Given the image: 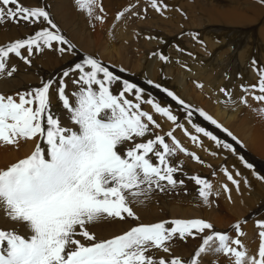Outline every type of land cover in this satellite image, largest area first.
Wrapping results in <instances>:
<instances>
[{"label":"rangeland","instance_id":"obj_1","mask_svg":"<svg viewBox=\"0 0 264 264\" xmlns=\"http://www.w3.org/2000/svg\"><path fill=\"white\" fill-rule=\"evenodd\" d=\"M23 1L24 3L19 0L25 7L36 8L38 5L44 8L57 28L52 29L47 22H43V24L39 23L41 26L38 24L39 29L45 27L51 31L58 29L68 44L54 43L53 47L43 48L39 52L34 49L31 56H28L26 49H21L22 57L30 61L28 64H25L21 57L10 54L8 66H14L16 71L11 77L0 74V94L17 98L18 93H27L40 88L44 82L54 81L55 88L63 80L69 102L74 104V93L79 91L80 84L73 83L79 77L73 69L85 58H93L118 77V81L110 88L113 94L119 95L124 82L131 83L141 90L139 101L136 100L134 91L124 93V99L139 104L140 110L151 115L158 127L150 124V131L146 137L136 138L137 142H146L147 139H154L155 135H160L170 147H174L172 144L174 137L186 153L196 156L199 160L197 162L192 155L176 150L174 155L167 157L170 165L177 168L174 173V179L178 182L175 188L168 186L165 181L161 182L164 186L163 191L153 186V190L146 196L139 198L129 196L130 207L138 220L131 218L124 221L101 220L86 225L87 231L94 234L97 240H107L124 234L138 224L199 219L213 225V229L184 240L176 237L169 242V252L165 253L153 248L146 255L156 261L164 259L166 264H170L173 258H178L187 264L200 247L203 237L220 233L226 234L230 241L239 240L243 247L238 250L244 251L247 258H258L261 229L257 224L264 222V131L255 129L259 119L255 121L246 110L249 102L260 103L253 98L260 95L253 86L258 85V75L260 71H264V66L258 62L257 57L256 60H249L248 64L242 67L239 61L235 62L234 56L230 58L226 55L227 60L219 61L209 56L202 57L195 52L197 46L203 45L199 38L205 26L195 24L194 26L192 23L188 27L181 26L178 31L174 28V24L173 29L170 25L175 23L172 21L174 18L170 16L173 14L182 23L187 19L190 21L195 19L189 18L186 10L183 9L195 0H156L159 11L151 6V0H97L98 6L92 7L91 15L79 10L74 0ZM201 1L208 6L207 0ZM231 1L232 5L242 8L249 4L253 10L254 6L264 10V0ZM225 2L231 4L229 0ZM261 13V19H258L256 25L264 27V12ZM97 16L100 19H97ZM87 25L90 26L91 31H85ZM34 26L35 24L29 25L23 21L19 23L5 21L0 24V47L28 38L26 35L32 32ZM96 28L102 36L100 38L96 36L97 39L94 40L95 38L90 37L94 36L93 32ZM237 28L231 26L223 31H235L234 33L238 34ZM79 32L86 35H81ZM11 33L16 36L15 39L5 41L4 34ZM223 36L229 38V35ZM237 37L239 38L238 35ZM97 42H100L103 48L106 44V49L101 48L102 46L100 47ZM145 42L149 44L156 42L158 45L153 48ZM216 44H220V41L216 40ZM69 45H71L70 49ZM60 48H64L65 51L61 53ZM46 58L54 64L42 65ZM192 66L197 67L192 68ZM65 71L69 72L68 76L63 75ZM203 74L207 77L204 78ZM175 75L183 76L180 84L176 81ZM168 81L174 87L178 83L175 90L166 86ZM93 87L98 88V86ZM168 92L183 101L188 108L185 109L183 104H178ZM50 99V111L59 120L61 126L78 131V126L70 120L69 113L63 108L55 90H50ZM149 100L168 109L176 117L175 122L157 113L147 102ZM218 106L226 108V111L236 109L234 116L226 119L225 115L221 116L223 113L217 114ZM189 112L191 116L188 115ZM200 112L211 117L220 127L217 128L215 124L205 120L200 116ZM245 119L248 122L241 124ZM196 127L203 128L216 139L212 140L203 133H197ZM260 128L264 129V126ZM169 132L172 133V137L167 135ZM192 136L196 137L195 142L191 139ZM34 140L35 144L27 154L22 152L23 145L20 143L27 140L21 139L13 146L0 143L1 170H6L31 155L37 144H40L42 150L47 149V144L39 136ZM225 144L229 145V148H225ZM157 149L162 151L159 146ZM120 151L123 153L124 148ZM8 154L15 160L6 167L4 156ZM149 157L153 163H157V158L152 153H149ZM225 173L231 175L237 183L233 184ZM194 176L212 185L207 202L199 196L200 186L191 179ZM138 200L143 202L140 203ZM3 219L7 218L0 211V229H16L22 236L26 235L28 230L23 226L13 222L5 225L1 223ZM236 225H239V234ZM166 226L172 225L169 223ZM75 239L85 245L91 243L83 236H76ZM199 264H234V261L230 256L206 253L200 258Z\"/></svg>","mask_w":264,"mask_h":264},{"label":"snow or ice","instance_id":"obj_2","mask_svg":"<svg viewBox=\"0 0 264 264\" xmlns=\"http://www.w3.org/2000/svg\"><path fill=\"white\" fill-rule=\"evenodd\" d=\"M74 2L79 10L89 15L92 7L98 6L97 0ZM151 6L160 10L156 0H151ZM5 21H23L29 25L47 22L52 29L57 28L44 8H28L19 0H0V24ZM54 43L64 45L68 41L58 29L51 31L45 27L26 39L0 47V74L11 77L16 71L14 66H8L10 54L21 57L28 64L30 61L22 57L21 49H26L31 56L34 49L39 52L53 47ZM59 51L63 53L65 49ZM73 71L79 74L73 83L80 84L79 91L74 93V104L69 102L63 80L55 88L54 81L44 82L40 88L18 93L17 98L0 94V143L12 145L21 139L39 136L48 146L42 150L37 144L31 155L0 170V211L30 233L25 237L16 229H0V264H166L164 259L156 261L146 253L153 248L167 253L169 242L174 238L195 237L211 231L213 225L199 219L138 224L107 240H97L87 231L86 225L101 220H138L128 197L146 196L153 186L163 191L161 182L165 181L175 188L177 168L170 165L167 157L174 155L176 150L192 154L186 153L174 137V147L160 135L137 142L136 138L146 137L150 124L158 127L151 115L140 110L139 104L124 99V93L134 91L139 101V88L124 82L119 95L113 94L110 88L118 77L93 58H85ZM63 75L68 76L69 72ZM253 87L260 93L253 98L264 102V71L259 73L258 85ZM50 90L57 92L78 131L62 127L51 113ZM168 95L183 104L171 92ZM147 102L157 113L175 122L176 117L168 109L151 100ZM183 106L188 108L186 104ZM188 115L191 116V112ZM260 115L264 117V109H260ZM200 116L220 127L203 112ZM195 131L216 139L201 127H196ZM167 135L172 137L171 132ZM191 139L196 141L195 136ZM224 147L229 148V145ZM121 148H124L123 153ZM149 153L157 158V163L151 161ZM192 158L199 162L196 156ZM227 178L237 183L231 175ZM191 179L200 186L199 196L207 202L212 185L195 176ZM169 223L171 227L166 226ZM235 227L239 234V225ZM257 227L261 229L258 258H247L244 251L238 250L243 247L239 240L230 241L226 234L214 233L202 238L200 247L187 264H199L206 253L230 256L234 264H264V222H258ZM76 236H83L91 243L82 244ZM170 264L185 262L173 258Z\"/></svg>","mask_w":264,"mask_h":264},{"label":"bare ground","instance_id":"obj_3","mask_svg":"<svg viewBox=\"0 0 264 264\" xmlns=\"http://www.w3.org/2000/svg\"><path fill=\"white\" fill-rule=\"evenodd\" d=\"M21 1L24 3L23 0H21ZM225 1H228V0H224V1L223 0H207L208 6H206L203 4L204 2H202L201 0H195L192 4H188L187 7L183 8L186 10V15L189 16V18H192V19L195 18V19H193L191 21L189 19H187L184 23H182L178 20L177 16L173 14L170 16H172L174 18V20L172 18L171 19L173 22L175 21V23H172V24L169 23V24L171 25V27L174 24V28L178 31L181 29V26L188 27L190 24L192 25V23H193V25L195 24V25H199V26H205L202 29L203 34H200V38H199L203 45L197 46V50L195 51L199 55H201L202 57L209 56L211 58H214L215 60L220 61L222 59L227 60L226 55H229L230 58L232 56H234L235 62L239 61V63L241 64L242 67H245L248 64L249 60L255 59V57H257L258 62L264 66V27L256 25L258 19L262 15L261 12L262 11L264 12V10L258 6L257 7L254 6V10H253L252 6H250L249 4H247L245 8H242L241 6L232 5L231 0H229L231 2V4L226 3ZM215 3H219V5H221V6H219V5L216 6ZM37 7H38V5H37ZM182 7H183V4L181 5V8ZM222 8L224 10H222ZM252 10H253V12H252ZM164 21H166V20H164ZM167 21H169V20H167ZM42 24H43V22H42ZM220 25H223V26H220ZM231 26H232V28H235V29L238 26V28L236 30V31H238V29H239L238 34L234 33L235 31H231V32H228V31L224 32L223 31V29H225V28L228 29ZM25 27L29 28L27 26H25ZM206 27L208 29H205ZM100 29H102V28H100ZM172 29H173V27H172ZM39 30L40 29H39L38 24H35L34 28L32 29V32L28 33L26 36L29 37L31 35H34L35 32L39 31ZM68 31H69V29H68ZM85 31H91L90 26L87 25ZM164 31H166V30H164ZM169 31H171V30L169 29ZM26 32H24V34ZM79 33H81V32H79ZM93 33H94V36H92L90 38H95L94 40L97 39L96 36L99 38H100V36H102L101 35L102 33L99 31L98 28H96ZM98 33H100V35H97ZM84 34L81 33V35H84ZM88 34L90 36V33H88ZM223 35H229V38L224 37ZM237 35L239 36V38L237 37ZM15 37L16 36H13L12 33L10 35L4 34V40L5 41L15 39ZM257 37H259L260 40ZM99 38H98V41H99ZM225 39H226V41H225ZM216 40L220 41V44H216ZM100 42H97V44L99 43V46L101 47L102 45H100ZM145 43H147V42H145ZM143 44H144V42H143ZM146 45H150L153 48H156L158 44L156 42H153L150 44L147 43ZM106 46L107 45L105 44V47L103 48V46H102L101 48L106 49ZM37 61L38 60H36V62ZM51 64H54L53 61H51L47 58L44 60V63H42V65H51ZM197 66H192V68H195ZM258 69L260 70V68H258ZM175 76H177L176 81L180 84V82L183 79V76L182 75H175ZM203 76H204V78L207 77L205 74H203ZM174 80H175V78H174ZM68 83H70V82H68ZM178 83L175 84L176 87L178 86ZM69 85H71V84H69ZM166 86H168L169 88H172L173 90L176 89V87H174V85L169 81L166 83ZM217 108H215V109H217V112H218L217 114L223 113L221 116L225 115L226 119H231L234 116L233 115L235 113L234 110H236V109H233V110L226 111V108L219 107V106ZM260 109H264V102H260L259 104H252L251 102H249V106L246 110L248 112H250L249 114H251L252 118L255 121L259 119L257 126H255V129L257 131H264L263 128H262L263 130L260 128L261 126H264V121H263L264 117H262L260 115ZM218 116H220V115H218ZM247 122L248 121L245 119L244 121L241 122V124H246ZM20 143H22V145H23L22 146V152L27 154L31 151L32 147L34 146L35 140L33 138L31 140H27L25 142L22 141ZM11 146H13V144ZM14 160H15L14 157L10 154H8L7 156H4L5 166L8 167L9 165H11L14 162ZM0 170H1V167H0ZM1 223L6 225V224H11L12 221H10L9 219H3L1 221ZM29 234L30 233L27 231L25 236L27 237Z\"/></svg>","mask_w":264,"mask_h":264}]
</instances>
